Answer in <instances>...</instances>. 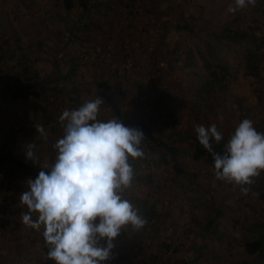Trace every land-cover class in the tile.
I'll return each instance as SVG.
<instances>
[{
    "label": "rangeland",
    "instance_id": "1",
    "mask_svg": "<svg viewBox=\"0 0 264 264\" xmlns=\"http://www.w3.org/2000/svg\"><path fill=\"white\" fill-rule=\"evenodd\" d=\"M232 3L233 0H151L150 6L143 8L141 17L149 29L141 35L148 38L145 43L140 39L139 50L133 55L132 73L147 69L144 73L149 77H145L146 82L138 77L141 82L129 89L146 92L153 110L142 111L136 100L127 97L118 102V114L131 111L133 115L122 117L123 123L138 128L145 137L144 157L130 159L135 176L124 196L138 209H161L162 219L160 223H157L160 219L155 220L157 227L152 230L148 229V222L139 231L131 226L122 230L114 240L113 257L105 264H145L148 253L143 241L147 236L171 240L190 237L193 230L186 233L184 226L194 222L189 214L192 209L197 211L196 217H200V226L208 219L214 223L213 229H200L199 235L209 241L227 242L236 254L247 236L260 227L264 233V195L253 198L248 193L243 194L240 186L217 180L206 162L191 158L193 139H197L194 128L198 124L207 127L215 123L224 135V144L244 118L253 120L257 131L264 133V0H257L254 7L248 6L235 14L227 11ZM150 7L155 8L151 11ZM43 24L48 27L50 22ZM233 30H245L247 36L233 39L229 36ZM255 43L260 46L256 48ZM148 45L151 50L147 49ZM249 52L253 54L251 57ZM60 91H49L43 94L42 100L39 98L33 103L6 104L11 123L9 130L14 136L10 143L16 145L10 148L12 158L16 157L13 159L34 165L25 155L29 143L37 146L40 158L37 165L54 159L52 144L63 135L59 117L65 109H74L67 106L68 102H58ZM39 92H43L41 88ZM100 115L105 116L104 119L112 118L108 103H103ZM38 118L41 122L37 124ZM137 122L143 124L149 136L136 126ZM36 125H42L48 133L50 148L42 144L45 140L37 132ZM5 130L6 125L0 124L1 133ZM10 164L7 162L4 166L3 175L8 177H0V188L3 193L20 197L27 190V180L31 177ZM174 166H180L182 171L178 172ZM189 168L194 172L193 182L187 172ZM263 182L264 170L254 178L253 184L245 187L250 190ZM10 200L6 198L1 204L2 212L5 217L7 214L14 217L15 225L6 231L3 225L8 222L0 218L3 227L0 240L3 241L5 235H18L22 242L17 240V245H6V248L0 241V255L6 254L9 264H55L47 258L43 229L26 226L20 214L27 211L26 207L20 203L13 205ZM213 250L215 264H231L225 248L215 246ZM226 258L229 259L225 261Z\"/></svg>",
    "mask_w": 264,
    "mask_h": 264
},
{
    "label": "clouds",
    "instance_id": "2",
    "mask_svg": "<svg viewBox=\"0 0 264 264\" xmlns=\"http://www.w3.org/2000/svg\"><path fill=\"white\" fill-rule=\"evenodd\" d=\"M257 0H233L227 11L235 14ZM102 97L87 99L75 109H65L59 117L63 135L54 144V159L41 167L35 179L27 180L20 194L22 222L43 229L47 258L55 264H105L113 257L114 240L131 226L141 230L147 219L125 198L135 172L131 160L144 157V133L126 126L115 116L100 119ZM36 130L44 140L48 133L42 125ZM194 131L199 143L212 154L217 180L240 186L254 183L264 170V133L253 120L242 119L224 144L214 151L223 133L215 123L198 124ZM37 146H26V158L37 163ZM33 214L36 218L33 219Z\"/></svg>",
    "mask_w": 264,
    "mask_h": 264
},
{
    "label": "crops",
    "instance_id": "3",
    "mask_svg": "<svg viewBox=\"0 0 264 264\" xmlns=\"http://www.w3.org/2000/svg\"><path fill=\"white\" fill-rule=\"evenodd\" d=\"M87 1V8L82 9L79 5H75V7L67 10L62 4V0H0V87L5 80V76L8 77V82L17 83L21 82L29 75V85L32 91H34L28 98L17 100H11L6 95L0 93V124L6 125L5 132L3 131V133H1L0 131V154L3 157V163L0 167L1 179L8 177H4L3 175L5 171L4 166L7 162L13 163L15 168H21L17 167L14 163L15 159L13 158L16 157L12 158L10 154V148L16 145L10 143L14 136L13 132L9 130L11 125L8 120L9 109L8 111L6 110V104L9 105V102L13 104H22L27 101L33 103V101H36V99L39 100V98L42 100L43 94L45 95L49 92L51 87L55 86V82L60 81L62 78L65 90L59 92V96L57 97L58 102H68L70 105L67 106L75 109L82 105L87 99L102 97L104 103H108L109 107H111V117L115 116L122 122L124 121L122 117H133L131 111H124L123 109L120 110H123L125 113L121 115L118 114V102L125 100L122 99V97H127L128 99L132 98L129 96V93L121 94L118 92L116 87L118 75H115L116 73L111 71V67L116 68V70L121 69L119 46L116 40L117 34L114 33L110 35L106 30H101L93 26L98 16L99 9L100 11L101 9L107 11L106 5L110 0ZM154 8L155 7H150L151 11L152 9L154 10ZM116 15L117 12L111 13V17ZM141 19L143 18L141 17ZM48 20L50 25L47 27L43 23ZM80 26H82V30L79 32ZM139 36H141V41L143 40L142 43H145L144 40H146L148 36L141 35V33ZM105 43H108L112 50V61L106 62L98 68H92L89 65L85 66L81 59L78 58V54L81 53V51L91 50L94 46H101ZM138 50L136 49L133 54L136 55V51ZM15 61H19V63L15 64ZM163 67L166 69V65H163ZM145 70L147 71V69H140V72L133 71V79L131 78L129 87L137 84L141 77L142 81L146 82L145 77H149V75L144 73ZM86 87H88L89 90H86ZM40 88L43 91L42 93L39 92ZM81 98L83 99L81 100ZM1 118H3L2 121ZM99 118L104 119L105 116L100 115ZM6 134L10 137L6 138ZM184 136H182V138ZM47 141L48 140L42 142V144L44 147L46 145L47 148H50V144ZM39 149L41 150V147H39ZM16 160L21 161L20 159ZM193 161L195 160L193 159ZM44 164L45 163L42 162L41 165H37L36 163L34 165H29L41 169ZM174 167L178 172L182 171L180 166ZM23 170L25 172L27 171L25 169ZM191 170L192 169L189 168L187 172L191 175L190 180L193 182L192 176L194 172ZM186 176L188 175H185V177ZM3 192L4 190L0 188V218H4L8 222L7 225H3L6 231H8L15 225V219L14 217L10 218V214L6 215L9 218L5 217V213L2 212L3 207L1 204L6 201V198L12 199L13 205L20 203V201L19 196ZM157 210L153 207L139 209L141 215L145 213L147 216H152L150 220H147L148 223H150L148 224V229L150 230L157 227L155 220L160 219L157 223L161 222V209L158 208ZM155 212L158 218H155L153 215ZM11 214L14 215L15 213L11 212ZM189 214L193 216L194 222L190 221L186 223L184 227H186V233L193 230V237L192 233L190 237H181L177 240L151 239L149 236L145 237V241L142 240L147 247L146 253H148V257L144 261L145 264H215V252L218 251L214 249V252L213 248L215 246L226 249L225 252L230 254L231 264H235L238 260H242L245 264H264V251L261 253L244 254L242 247L236 254L234 250L229 248V245L225 241H209L201 237L199 235V230L203 228L208 229V227L213 229V221L208 219L202 222L200 226V217L198 218L195 215L197 211L192 209ZM163 217H166V215ZM260 228H258L257 231L260 230ZM217 229L218 227L215 228V230ZM257 231H255L253 235L247 236L244 241H252L255 239V233ZM186 233L185 236H187ZM9 237L10 239H8ZM9 237L5 235V239H2L3 241L0 240L6 248V245H17V240L18 242H22L18 235H9ZM6 256V254L0 255V264L10 263ZM228 259L229 258H226L225 261ZM216 260L218 261V258Z\"/></svg>",
    "mask_w": 264,
    "mask_h": 264
},
{
    "label": "built area",
    "instance_id": "4",
    "mask_svg": "<svg viewBox=\"0 0 264 264\" xmlns=\"http://www.w3.org/2000/svg\"><path fill=\"white\" fill-rule=\"evenodd\" d=\"M151 4V0H110L107 11L101 9L95 20L97 27L106 30L108 34H117L116 40L119 46L121 69L111 67V71L118 75L117 90L121 94L129 93L131 98L136 100L142 111H152L153 105L146 92L135 88L129 89V82L132 78L133 52L140 47V33L148 31L149 26L141 19L143 8ZM117 12L111 17V13ZM157 31V28L155 29ZM137 33V34H135ZM151 50V46H147ZM81 61L85 66L98 68L106 62L113 60L112 50L108 43L101 46H94L92 50L80 54ZM155 72L158 73V65L155 63ZM55 87H61L62 82L56 81ZM51 99V96L49 97ZM107 119V118H106ZM105 119V120H106ZM38 118L36 123H40ZM248 194L255 198L264 195V182L249 190ZM2 225L0 224V231Z\"/></svg>",
    "mask_w": 264,
    "mask_h": 264
},
{
    "label": "trees",
    "instance_id": "5",
    "mask_svg": "<svg viewBox=\"0 0 264 264\" xmlns=\"http://www.w3.org/2000/svg\"><path fill=\"white\" fill-rule=\"evenodd\" d=\"M62 4L64 6L65 9H71L72 7H75V5H79L80 8L84 9L87 8L88 6V1L87 0H62ZM108 6V2L106 5V8ZM104 7V5H103ZM100 11V9H99ZM79 22H81L80 20H78ZM94 27H97L96 22L94 21L93 24ZM79 28V27H78ZM99 29V28H98ZM82 30V26H80L79 28V32ZM227 34V33H226ZM229 36L233 39H243L247 36V33L245 30H233L232 32H230ZM264 42V41H263ZM260 45L258 43H255V47L258 48ZM92 50V49H91ZM90 51V50H87ZM87 51H81V53L83 52H87ZM79 53V55L81 54ZM253 54L251 52L248 53V56H252ZM260 61V60H259ZM258 61V62H259ZM15 64H18L19 61H15ZM29 75L27 78H24L21 82H8V77L5 76V80L2 82L1 87H0V93L6 95L8 98H10L11 100H17V99H26L29 97L30 94H33L34 91H32V89L30 88L29 85ZM62 82V86H63V79L61 78L60 80ZM64 90L65 89V85L63 86V88H58V87H51L50 92L52 91H57V90ZM136 126L142 128L143 130H145V127L143 126V124H139L138 122L136 123ZM146 135H150L149 131L146 129L145 130ZM6 138H9L10 136L8 134L5 135ZM214 151L216 152H223V148H224V143L221 141L220 144H214ZM172 149V148H171ZM191 158L194 160H203L204 162H206L213 170H214V160L212 157V154L209 153L206 149H204V147L199 143L198 139H193V143H192V150H191ZM3 163V157L0 154V167ZM14 163L16 164L17 167H21L25 170H27L26 172L28 174H30L31 179H35L36 176L38 175L39 171L41 170L40 168H37L35 166L26 164L24 162H21L19 160L14 161ZM147 220H150V218L152 217L151 215L147 216V214H142ZM155 216V218H158V215L156 214V212L153 214ZM255 239H253L252 241H244L243 242V253L244 254H251V253H255V252H263L264 251V234H263V229L258 230L255 233ZM152 264H158V263H152ZM235 264H245V262H243L242 260H238L235 262Z\"/></svg>",
    "mask_w": 264,
    "mask_h": 264
}]
</instances>
